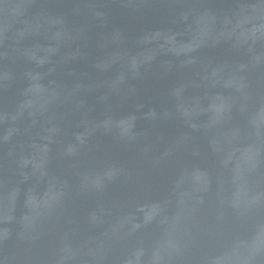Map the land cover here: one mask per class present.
<instances>
[{"label":"water","instance_id":"obj_1","mask_svg":"<svg viewBox=\"0 0 264 264\" xmlns=\"http://www.w3.org/2000/svg\"><path fill=\"white\" fill-rule=\"evenodd\" d=\"M0 264H264V0H0Z\"/></svg>","mask_w":264,"mask_h":264}]
</instances>
